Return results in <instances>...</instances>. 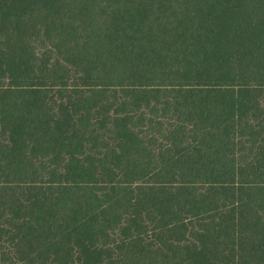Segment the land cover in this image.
<instances>
[{
	"label": "trees",
	"instance_id": "1",
	"mask_svg": "<svg viewBox=\"0 0 264 264\" xmlns=\"http://www.w3.org/2000/svg\"><path fill=\"white\" fill-rule=\"evenodd\" d=\"M0 264H264V0H0Z\"/></svg>",
	"mask_w": 264,
	"mask_h": 264
}]
</instances>
